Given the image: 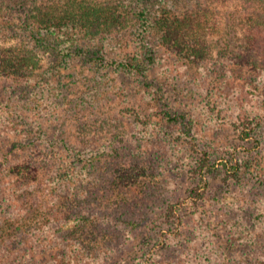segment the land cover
Instances as JSON below:
<instances>
[{
	"label": "rangeland",
	"instance_id": "374dc122",
	"mask_svg": "<svg viewBox=\"0 0 264 264\" xmlns=\"http://www.w3.org/2000/svg\"><path fill=\"white\" fill-rule=\"evenodd\" d=\"M9 5L4 45L28 11ZM221 9L207 61L168 49L145 79L98 34L99 55L66 43L28 81L0 76V264H264V70L222 51L241 5Z\"/></svg>",
	"mask_w": 264,
	"mask_h": 264
},
{
	"label": "trees",
	"instance_id": "16d2710c",
	"mask_svg": "<svg viewBox=\"0 0 264 264\" xmlns=\"http://www.w3.org/2000/svg\"><path fill=\"white\" fill-rule=\"evenodd\" d=\"M181 1L162 0L156 5L151 0H10L13 10L24 7L28 11L23 27L12 31L17 43L0 44V76L28 81L41 67L42 54L60 56L66 43L72 52L80 49L91 57L99 55L100 47L90 49L82 43L98 34L116 39L118 46L113 49L119 50V69L145 79L161 52L168 49L191 62L207 61L215 54V37L223 32L218 17L223 14L221 7L233 2L241 5L239 29L229 34L230 44L222 51L229 47V57L240 69L264 70V0H185L189 5L184 8ZM65 146L71 148L70 144ZM209 157L203 152L196 169L205 181L215 168ZM245 161L244 157L236 161V176ZM37 170L33 172L39 179ZM192 191L196 192L194 197L200 194L196 188ZM168 210V221L178 219L179 208L171 205Z\"/></svg>",
	"mask_w": 264,
	"mask_h": 264
}]
</instances>
